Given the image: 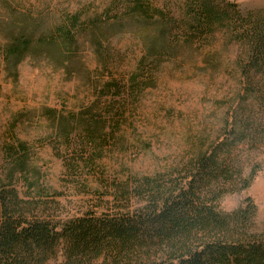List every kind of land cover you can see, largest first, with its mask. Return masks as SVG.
Instances as JSON below:
<instances>
[{
  "label": "rangeland",
  "instance_id": "rangeland-1",
  "mask_svg": "<svg viewBox=\"0 0 264 264\" xmlns=\"http://www.w3.org/2000/svg\"><path fill=\"white\" fill-rule=\"evenodd\" d=\"M144 1L173 14L186 0ZM216 1L235 4L243 14L264 12V0ZM127 2L0 0V174L7 151L24 143L58 204V219H71L97 201L100 185L94 176L71 177L47 111L67 120L74 115L80 130L91 114L111 116L118 126L104 128L109 138L96 161L105 179L153 176L219 149L243 172L219 209L233 213L252 203V231L264 236V78L241 74L249 48L230 42L222 30L208 43L189 44L175 31L171 54L160 52L162 23L129 16ZM68 16L79 17L78 28H68ZM60 28L70 29L75 45H63ZM21 37L30 39L28 49L17 47ZM41 37L59 43L39 44ZM18 187L24 195L23 183ZM63 260L59 255L48 264Z\"/></svg>",
  "mask_w": 264,
  "mask_h": 264
},
{
  "label": "trees",
  "instance_id": "trees-1",
  "mask_svg": "<svg viewBox=\"0 0 264 264\" xmlns=\"http://www.w3.org/2000/svg\"><path fill=\"white\" fill-rule=\"evenodd\" d=\"M125 12L147 23L158 18L156 49L169 54L177 42L175 31L189 44L208 43L222 30L230 42L249 48L241 74L264 78V12L243 14L237 5L216 0H186L174 15L144 0H128ZM79 22L77 16L66 19L68 28H78ZM59 30L63 45L76 44L70 29ZM54 37L38 42L54 47L59 43ZM15 42L30 46L27 37ZM47 113L57 125L54 144L67 150V170L77 180L94 176L100 185L94 192L97 201L71 219L59 220L58 204L49 199L41 173L30 163L29 149L18 143L7 151L0 174V264H48L59 255L62 264H264V236L251 227L256 207L250 203L233 213L219 209L227 187L240 184L243 176L219 149L164 173L110 181L96 161L109 138L104 128L118 126V118L91 114L80 130L74 115L67 120L55 110ZM251 179L244 180V188Z\"/></svg>",
  "mask_w": 264,
  "mask_h": 264
}]
</instances>
